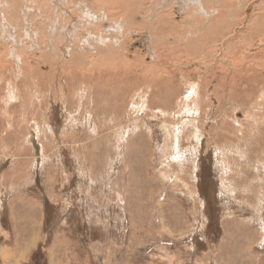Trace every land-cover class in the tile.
Returning a JSON list of instances; mask_svg holds the SVG:
<instances>
[{"label": "rangeland", "instance_id": "obj_1", "mask_svg": "<svg viewBox=\"0 0 264 264\" xmlns=\"http://www.w3.org/2000/svg\"><path fill=\"white\" fill-rule=\"evenodd\" d=\"M263 65L264 0H0V264H264Z\"/></svg>", "mask_w": 264, "mask_h": 264}, {"label": "bare ground", "instance_id": "obj_2", "mask_svg": "<svg viewBox=\"0 0 264 264\" xmlns=\"http://www.w3.org/2000/svg\"><path fill=\"white\" fill-rule=\"evenodd\" d=\"M116 4V3H115ZM226 4V3H225ZM230 4V3H229ZM262 6V5H261ZM124 7V6H123ZM125 11H126V14H127V11H128V9L126 8V9H124ZM232 11V10H231ZM165 13H163V15H164ZM205 18H206V16H205ZM166 20V21H165ZM159 21V20H158ZM186 21V20H185ZM161 22H163V26H162V23H160L161 25V27L159 28V30L160 31H162V30H164L165 29V27H167V28H169V29H171L170 27H169V25L167 24L168 23V19H166V17L165 16H162V18H161ZM159 25V24H158ZM193 26V25H192ZM164 27V28H163ZM178 27V26H177ZM182 27V26H181ZM188 27H189V24H188ZM195 28H197V26L195 27ZM250 28H252V27H250ZM256 29V28H255ZM254 29V30H255ZM260 29V28H259ZM183 30H186V27H184L183 28ZM192 30V29H191ZM251 30V29H250ZM257 30V29H256ZM261 30V29H260ZM252 31V30H251ZM257 32H258V30H257ZM187 33V32H186ZM240 62V61H239ZM255 62V61H254ZM256 62H259V61H256ZM255 62V63H256ZM237 63V62H236ZM253 64V63H252ZM250 65H251V63H250ZM257 65V64H256ZM256 65H254L253 64V66H256ZM224 66V65H223ZM236 66V65H235ZM241 67H242V65H240ZM245 66V65H244ZM264 66V65H263ZM262 66V67H263ZM249 67H251V66H248V67H246L247 69L249 68ZM225 68V67H224ZM245 68V69H246ZM250 69V68H249ZM248 69V71L250 72V70ZM252 69V68H251ZM254 69V68H253ZM229 70V69H228ZM212 71V70H211ZM246 71V70H245ZM235 72H237V71H235ZM244 72V71H243ZM247 72V71H246ZM249 72H247V73H249ZM155 73V72H154ZM223 73H224V71H223ZM238 73V72H237ZM242 73V72H241ZM252 73V72H251ZM246 74V73H245ZM244 74V75H245ZM225 75V74H224ZM238 75V74H237ZM243 76V75H242ZM254 76V75H253ZM245 77V76H244ZM248 77V76H247ZM145 78V77H144ZM232 78V77H231ZM149 79V78H148ZM150 81V80H149ZM254 81V80H253ZM124 82V81H123ZM128 82V81H127ZM257 82V81H256ZM129 83H130V81H129ZM141 83V82H140ZM128 84V83H127ZM264 85V84H263ZM133 85H131L130 87H132ZM234 86V85H233ZM260 87H261V85H259ZM159 89L160 88H157V94H159ZM161 90V89H160ZM259 92H261V91H259ZM169 99H170V97H168V101H169ZM164 101V103H167L165 100H163ZM129 153H132V151L131 152H129ZM140 154H141V152H139Z\"/></svg>", "mask_w": 264, "mask_h": 264}, {"label": "crops", "instance_id": "obj_3", "mask_svg": "<svg viewBox=\"0 0 264 264\" xmlns=\"http://www.w3.org/2000/svg\"><path fill=\"white\" fill-rule=\"evenodd\" d=\"M215 136L218 137V133H216Z\"/></svg>", "mask_w": 264, "mask_h": 264}]
</instances>
